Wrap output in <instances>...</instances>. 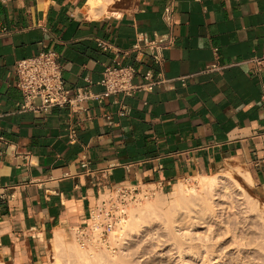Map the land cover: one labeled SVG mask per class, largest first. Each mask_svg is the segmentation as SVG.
<instances>
[{"label":"crops","instance_id":"crops-1","mask_svg":"<svg viewBox=\"0 0 264 264\" xmlns=\"http://www.w3.org/2000/svg\"><path fill=\"white\" fill-rule=\"evenodd\" d=\"M131 0L88 14V0H0V260L46 264L57 229L91 222L115 187L170 191L228 160L264 180V0ZM171 32L160 57L147 44ZM54 51L68 89L100 94L104 69L134 67L129 95L20 110L13 67ZM216 64L215 69H208ZM76 138H72V133Z\"/></svg>","mask_w":264,"mask_h":264},{"label":"rangeland","instance_id":"rangeland-1","mask_svg":"<svg viewBox=\"0 0 264 264\" xmlns=\"http://www.w3.org/2000/svg\"><path fill=\"white\" fill-rule=\"evenodd\" d=\"M130 1L114 0L105 10L122 12ZM230 167L250 174L252 181L236 175L234 182L239 186L231 183L222 200H215L218 205L213 207V219H208L209 212L204 214L196 206L191 209L179 207L176 213L177 200L168 195L165 197L172 190L162 192L158 189L149 199L132 203L126 208L125 219L110 233L107 247H82L79 244V248L88 250L89 254L99 253L100 259L92 260V264H264V232L251 221V216L262 212L264 206V180L258 174L260 167L254 166L253 162L232 159L219 168H227L228 171ZM182 181L195 184L194 178L179 182ZM151 188L154 187L143 190L147 192ZM104 198L105 195L101 199ZM246 198L250 203L254 202L251 205H254L255 214L246 212ZM156 200H165V203H157ZM149 201L154 205L147 206ZM141 206V213L150 216L151 226L134 234L125 221L130 219L133 208ZM261 216L264 218L263 212ZM76 240L72 228L65 231V242L53 238L48 246L46 264H86L85 260L76 256L71 246H77ZM0 264L5 263L0 260Z\"/></svg>","mask_w":264,"mask_h":264},{"label":"built area","instance_id":"built-area-1","mask_svg":"<svg viewBox=\"0 0 264 264\" xmlns=\"http://www.w3.org/2000/svg\"><path fill=\"white\" fill-rule=\"evenodd\" d=\"M163 18L171 28L174 25V3L168 0ZM174 37L171 32L157 34L147 46L150 52L160 57L164 50L172 48ZM259 67L264 66V59H257ZM216 64L208 69H215ZM17 77V87L23 94L20 110L35 113H48L53 107H65L73 101H83L91 98H107L112 95H129L138 90H150L156 82L147 85L133 83L138 71L132 66H125L119 61L107 65L104 69L101 84L104 91L100 94L81 89L71 90L65 85L63 66L59 55L54 51H41L35 56L18 60L14 67ZM72 138H76L72 133ZM157 187L144 192L143 189L115 187L105 193V198L97 201L91 213V222L85 226H75V236L83 247L105 246L109 244L110 233L125 219L126 208L154 195Z\"/></svg>","mask_w":264,"mask_h":264},{"label":"bare ground","instance_id":"bare-ground-1","mask_svg":"<svg viewBox=\"0 0 264 264\" xmlns=\"http://www.w3.org/2000/svg\"><path fill=\"white\" fill-rule=\"evenodd\" d=\"M113 2H114V0H88V3H89L88 14H89V16H91V17L99 16L100 12H102V11H100L101 8H102V10H104L107 8L108 5L112 4ZM226 169L225 168H219L215 174L194 177L195 184L189 185L187 183H184L183 181L179 182V183L173 185L174 187H173L171 192H169V193L167 192L168 194H165V193H163V194L166 195V196L164 195L165 197H167V195H168L171 199L175 198L177 200V202L179 204H178V206H175V208H176L175 212L176 213H177V211H179V209H180L179 207H181V209H191L193 206H196V207H199L200 210L204 214H207V212H209L210 214L207 216L208 219L209 218L213 219L214 218V216L212 215L213 214L212 211L214 209L213 207H216L218 205L215 203V200H222V198L225 196V193L227 192V189L231 183H234L236 186H239V185H237V183L234 182V180H235L234 178L236 175H238L240 177H244L249 181H252V177L250 174H243L241 172V170H239L238 168H236L234 170L232 167L229 168V170L231 169V171H235V173L233 172L234 174L229 170L227 171ZM223 192H224V194H223ZM160 195H162V194H160ZM161 199H162V197H161ZM163 201H165V200H163ZM163 201L156 200L157 203H165ZM244 201H246V204H248L247 207H245V209L247 208L246 212L249 214L250 213L255 214L254 205H251L254 202L250 203L249 199H247V198ZM244 204H245V202H244ZM152 205H154L153 202L150 203V201H149L147 206H152ZM262 207H263L262 212L264 214V206H262ZM141 208H142V206L138 208L140 210L133 208L131 210L130 219L128 221H125L126 225L129 226L130 231L134 232V234H138L141 231H143V229L151 226L149 224L150 221L148 220L150 216H147V215L141 213V211L143 210ZM171 212H173V211L171 210ZM262 212L258 211V213H256L255 215H252V216L250 215V216L252 219L251 221L254 223V225L259 227L262 230V232H264V220H263L264 218L261 216ZM201 219H204V218H201ZM257 230H258V228H257ZM256 232L257 231H255L254 233H256ZM54 233H55L54 239H56L57 241L65 242V230L58 228L57 231H55ZM257 240L258 239H256L255 241H257ZM263 242H261V243H263ZM258 243L260 244V242H258ZM72 244H73V242H72ZM249 244L250 243H248L247 245H249ZM78 245H79V243L77 242V246H75V245H71V246H73L72 248H73L76 256L78 258L85 260L87 262L86 264H92L93 263L92 260L98 261L100 259L99 253L89 254L88 250H85V249L83 250L81 248V246H80V248H81L80 249ZM263 259H264V257H263Z\"/></svg>","mask_w":264,"mask_h":264}]
</instances>
